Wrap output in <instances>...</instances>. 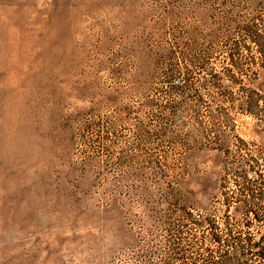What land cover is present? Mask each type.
Returning <instances> with one entry per match:
<instances>
[{"label":"rangeland","instance_id":"374dc122","mask_svg":"<svg viewBox=\"0 0 264 264\" xmlns=\"http://www.w3.org/2000/svg\"><path fill=\"white\" fill-rule=\"evenodd\" d=\"M254 31L264 0H0V264H213L264 212Z\"/></svg>","mask_w":264,"mask_h":264},{"label":"trees","instance_id":"16d2710c","mask_svg":"<svg viewBox=\"0 0 264 264\" xmlns=\"http://www.w3.org/2000/svg\"><path fill=\"white\" fill-rule=\"evenodd\" d=\"M252 32V31H250ZM252 41L261 40L264 42V35L260 33H256L255 31L251 33L249 37ZM247 106L250 110L255 108L254 100L249 101ZM254 114V112H251ZM251 213V216H248L246 223L243 225V228L240 231H236L233 235L229 236V240H225L226 249L222 250L221 253L218 254V258L213 262V264H245L247 259H254L262 262L264 264V230H252L250 229L251 224L254 221H258L263 219L262 214H257L251 210L248 211ZM226 215H224L221 219L224 222ZM200 222H207L206 218H201ZM214 226H217V221L213 220ZM208 223V222H207ZM209 226V225H208ZM231 232V229H230ZM211 240L215 243H219L222 239L219 238L218 235L210 234Z\"/></svg>","mask_w":264,"mask_h":264}]
</instances>
